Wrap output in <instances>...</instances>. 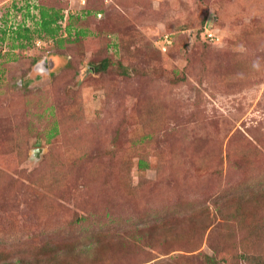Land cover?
<instances>
[{
    "label": "rangeland",
    "instance_id": "374dc122",
    "mask_svg": "<svg viewBox=\"0 0 264 264\" xmlns=\"http://www.w3.org/2000/svg\"><path fill=\"white\" fill-rule=\"evenodd\" d=\"M42 4L72 32L28 44ZM0 236L11 264H264V0H0Z\"/></svg>",
    "mask_w": 264,
    "mask_h": 264
},
{
    "label": "trees",
    "instance_id": "16d2710c",
    "mask_svg": "<svg viewBox=\"0 0 264 264\" xmlns=\"http://www.w3.org/2000/svg\"><path fill=\"white\" fill-rule=\"evenodd\" d=\"M45 8H47V6L42 4V18H41L42 22H40L38 28L31 30L30 27H26L25 25H21L17 30L18 35L22 38H25L28 41L27 42L28 44L31 40H33V35L38 34L39 37H41V35H42L40 33L41 30H44V32H46V35H47L46 37H49V38H55L56 35L60 32V30H62L63 28H64V30L67 29L68 33H70V34L72 32L73 25L71 22L66 24L64 27H63V24H60V22L64 19V14L60 10L55 11L52 14H49L47 11H45L46 10ZM73 17L74 16L72 14H69V19H72ZM75 33L77 35L84 34L85 30H77ZM60 41H63V39L61 38ZM112 63H118V65L120 67V71L124 75H128L130 73V71H132L135 74L140 73V70L138 68H132L131 69L130 66H126L123 64V62L115 61V60L111 59L110 57L103 58L101 60V62L96 64L95 68L97 71H104ZM57 131L58 130L56 128H53V131H52V133H50L49 137H52L53 135H55L57 133ZM138 167H139V170H146V169L150 168L151 164H150L148 158L141 156L139 158V161H138ZM219 211H221V213H222L221 206L219 207ZM223 217L228 222L231 221V219H232L231 218L232 216H229L226 213H224ZM83 220H85V218H83V217H79L77 219V221H83ZM235 222H237V224H242L241 221H235ZM163 226H168V224L165 225V223H164ZM249 226H252V224H249ZM174 231H175L174 226L168 227L167 235L162 234V236L166 239ZM152 234L159 235L158 233H152ZM149 237L150 236L148 234V231H142V230L138 231L137 238H148L149 239ZM2 255H4V254H3V252L0 251V264H11V260L6 259L7 257H4ZM207 257H208V261H210L212 264H218L219 260L223 261L220 264H227L226 261H228V259L226 260V258H224V257L218 258L216 255H207ZM257 264H259V263H257Z\"/></svg>",
    "mask_w": 264,
    "mask_h": 264
},
{
    "label": "water",
    "instance_id": "95a60500",
    "mask_svg": "<svg viewBox=\"0 0 264 264\" xmlns=\"http://www.w3.org/2000/svg\"><path fill=\"white\" fill-rule=\"evenodd\" d=\"M40 152H41V148H35V149L33 150V156H35V157H39Z\"/></svg>",
    "mask_w": 264,
    "mask_h": 264
}]
</instances>
